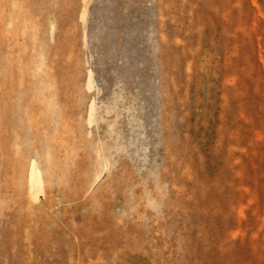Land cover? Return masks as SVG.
Wrapping results in <instances>:
<instances>
[{"label":"rangeland","instance_id":"1","mask_svg":"<svg viewBox=\"0 0 264 264\" xmlns=\"http://www.w3.org/2000/svg\"><path fill=\"white\" fill-rule=\"evenodd\" d=\"M0 264H264V0H0Z\"/></svg>","mask_w":264,"mask_h":264}]
</instances>
